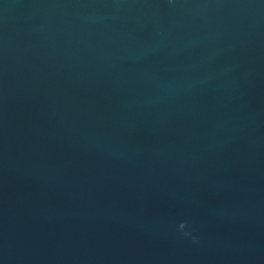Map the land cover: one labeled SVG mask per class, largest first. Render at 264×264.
<instances>
[{
	"label": "water",
	"instance_id": "water-1",
	"mask_svg": "<svg viewBox=\"0 0 264 264\" xmlns=\"http://www.w3.org/2000/svg\"><path fill=\"white\" fill-rule=\"evenodd\" d=\"M0 264H264V0H0Z\"/></svg>",
	"mask_w": 264,
	"mask_h": 264
}]
</instances>
